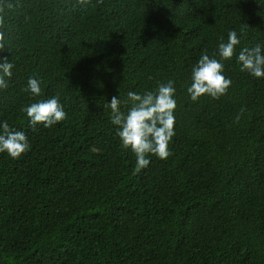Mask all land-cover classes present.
I'll list each match as a JSON object with an SVG mask.
<instances>
[{
    "label": "trees",
    "instance_id": "obj_1",
    "mask_svg": "<svg viewBox=\"0 0 264 264\" xmlns=\"http://www.w3.org/2000/svg\"><path fill=\"white\" fill-rule=\"evenodd\" d=\"M0 17V125L31 145L0 153V264H264V77L237 62L264 52V0H0ZM242 26L227 94L192 101V67ZM169 81L171 155L133 174L105 104ZM54 96L66 119L33 127L21 108Z\"/></svg>",
    "mask_w": 264,
    "mask_h": 264
},
{
    "label": "clouds",
    "instance_id": "obj_2",
    "mask_svg": "<svg viewBox=\"0 0 264 264\" xmlns=\"http://www.w3.org/2000/svg\"><path fill=\"white\" fill-rule=\"evenodd\" d=\"M83 2V0H81ZM3 18L0 17V52L6 50ZM244 26L240 29V36L236 30L228 32L227 42L221 37L218 45V57H210L203 52L198 62L192 67V83L187 92L192 101H197L201 96L207 94L213 99L227 94L232 81L226 78L224 64L236 54V47L240 45L241 38L245 34ZM237 62L241 65V72H248L255 78L264 77V52L259 44L254 47L242 48L237 55ZM14 64L7 57H0V89L8 88V79L12 76ZM27 89L33 97H39L41 93L40 81L30 77ZM175 88L173 82L159 84L155 92L149 91L143 95L129 91L125 104H130L128 111L120 110L121 100L117 96L111 98L105 108L111 109L110 123L117 127L116 135L121 140V147L130 149L136 157V165L133 174H138L150 164V155L161 160H166L171 152L169 144L175 135L174 112L177 107L174 99ZM30 119L34 127L38 124L45 128H51L58 122L66 119V113L58 96L47 100H39L21 108ZM244 110L237 115L239 121ZM0 153H7L13 159H18L30 150V143L26 134L22 131H14L9 127L7 121L0 125Z\"/></svg>",
    "mask_w": 264,
    "mask_h": 264
}]
</instances>
